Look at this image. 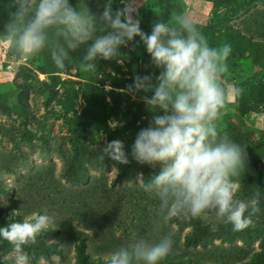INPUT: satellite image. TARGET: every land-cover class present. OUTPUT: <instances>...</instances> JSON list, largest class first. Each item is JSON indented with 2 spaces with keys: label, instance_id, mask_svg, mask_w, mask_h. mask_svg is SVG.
<instances>
[{
  "label": "rangeland",
  "instance_id": "rangeland-1",
  "mask_svg": "<svg viewBox=\"0 0 264 264\" xmlns=\"http://www.w3.org/2000/svg\"><path fill=\"white\" fill-rule=\"evenodd\" d=\"M85 4L90 12L103 11L106 0H74ZM134 4V18L147 33L154 21L170 19L171 13L183 15L193 24L207 26L206 39L211 47L231 46L227 59L228 72L223 81L230 90L235 84L252 78L253 54L230 28L253 40H264V6L261 0H242L236 6L212 9L201 0H177L169 6L163 0H124ZM7 0H0V6ZM125 5L112 0L113 11ZM144 45L135 37L119 49L120 54L108 63L97 66V72L83 70L76 63H66L57 75L61 84L53 86L42 70L37 55L16 56L0 43V227L22 221L33 213L47 209L54 214L56 223L50 226L51 235H40L38 242L27 245L24 251L29 264H77L76 244L85 239V251L91 258H107L114 250L129 245L134 239L157 242L171 233L173 252L165 260H178L190 264H253L264 251V223L253 222L240 231L219 232L216 224L211 228L213 238L206 246H185L191 226H179L167 221L159 231L154 229L153 218L158 200L146 193L137 183L142 173L134 178L114 183L118 170L109 157L100 160V153L112 140H119L126 153L137 133L148 125L152 113L140 99L125 90L133 84L136 75L152 74L143 59ZM108 64V65H107ZM99 91L100 105H96L89 85ZM264 84V80H263ZM263 96L264 87L253 86ZM150 95V93H147ZM84 110H101L104 125L90 141V162L82 163L84 177L76 182L67 180L63 173L68 167L74 148L79 144L78 117ZM98 114V113H97ZM218 131L245 147L248 167L253 162L260 166L263 181L257 198L264 210V143L253 148L252 142L264 138V114L249 113L240 117L236 113L234 97L229 95L217 120ZM156 169L160 171L159 165ZM235 182V181H234ZM236 185V198L241 195ZM256 197V196H255ZM42 234V233H41ZM236 234H239L238 236ZM13 246L0 250V264H14ZM7 257L8 259H4Z\"/></svg>",
  "mask_w": 264,
  "mask_h": 264
},
{
  "label": "clouds",
  "instance_id": "clouds-1",
  "mask_svg": "<svg viewBox=\"0 0 264 264\" xmlns=\"http://www.w3.org/2000/svg\"><path fill=\"white\" fill-rule=\"evenodd\" d=\"M121 3L125 6L113 11L112 0H106L103 11L94 14L85 4L74 7L69 0H7L9 19L0 32V43L6 42L16 56L47 50L58 69L66 67L70 52L84 47L81 67L95 73L98 59H115L121 47L139 37L159 75L155 82L152 74L136 75L123 91L133 98L138 92L146 93L140 99L152 116L129 153L121 141L112 140L102 149L100 160L107 156L127 165L130 156L140 165H159V173L147 182L142 173L136 180L158 200L153 218L157 231L172 218L188 220L206 212L232 225L233 231L245 229L261 212L257 197L236 198L233 178L247 168L246 149L222 135L216 123L229 95L239 97L243 92L236 86L229 90L223 81L231 46L210 47L203 33L176 13L167 21H154L150 34L145 33L139 18H134L136 6ZM55 223V215L45 208L0 227V239L13 246L14 264H29L24 247L36 244ZM173 244L171 233L154 243L134 239L110 252L107 264H158L173 252Z\"/></svg>",
  "mask_w": 264,
  "mask_h": 264
},
{
  "label": "trees",
  "instance_id": "trees-1",
  "mask_svg": "<svg viewBox=\"0 0 264 264\" xmlns=\"http://www.w3.org/2000/svg\"><path fill=\"white\" fill-rule=\"evenodd\" d=\"M165 4L172 6L177 0H163ZM209 3L212 9H218L224 6H236L242 0H201ZM70 4L74 7L76 6V1L69 0ZM264 6V0H261ZM9 19L7 12V3L0 6V32L4 30V23ZM195 25V24H194ZM197 29L207 37L208 28L207 26L195 25ZM233 36H239L243 39L245 45L251 50L253 54L252 66L253 73L252 78H250L245 83L235 84L234 86L243 89L242 94L239 97H234L235 109L238 116L243 117L249 113H263L264 114V93L263 96L256 94L253 91V86L264 87V40H253L251 37H247L241 34L239 29L230 28ZM151 28L148 29V34H150ZM90 43V42H89ZM210 46V45H209ZM211 47V46H210ZM84 54V47H81L75 52H70V57L65 61V63H76L81 66V56ZM41 58L42 70L48 76L53 86L61 84L58 74L62 69H58L53 64L47 50L35 54ZM143 59L147 64L148 68L151 70L153 75V82H155V77L159 75V69L154 68L150 63V56L148 55L146 48L144 47ZM97 66L101 64L108 63L107 60L98 59ZM108 65V64H107ZM90 78H93V74L90 73ZM90 92L94 95L96 105L99 108L100 98L98 88L94 83L89 85ZM151 95V93H150ZM98 113V114H97ZM78 130H79V144L74 148L71 155V160L68 167L63 173V176L70 181L76 182L84 177L82 173V163L90 162L91 152L90 141L96 133L102 130L104 125V115L101 110L91 113L89 110H84L83 113L78 117L77 120ZM264 143V138L261 137L258 140L252 142L253 148H259ZM107 156L104 158V163L107 162ZM130 163L127 165L116 164L118 174L116 175L114 183H120L122 180H127L134 178L136 172L142 171L147 173L148 178L158 174L156 168H152L149 165H140L134 160H131L129 156ZM253 162L250 168L247 166L244 173H241L238 177L233 178L235 182H238L241 186V195L247 198L251 196H258L261 189L259 186L263 181V173L260 169L259 164ZM261 212L258 218H253V222L264 223V210L262 205H260ZM252 222V223H253ZM169 223H175L179 226H191L192 234L187 235L184 241L185 246H206L212 241L211 228L216 224L220 228L219 232L225 231L229 232V224L221 222L213 212H206L199 217L190 218L188 220L172 218ZM53 229L50 227L44 231L41 235L47 236L52 234ZM237 236L239 234H236ZM85 239L79 238L76 244V262L77 264H107V258H91L85 251ZM12 245L6 240L0 239V250L11 247ZM264 247V246H263ZM259 259L253 264H264V251L258 253ZM164 264H190V262H180L178 260H165Z\"/></svg>",
  "mask_w": 264,
  "mask_h": 264
}]
</instances>
